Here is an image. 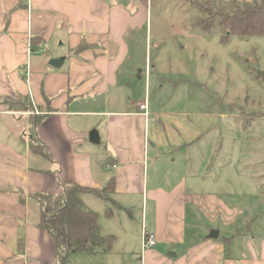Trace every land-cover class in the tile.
I'll use <instances>...</instances> for the list:
<instances>
[{"label":"crops","instance_id":"1","mask_svg":"<svg viewBox=\"0 0 264 264\" xmlns=\"http://www.w3.org/2000/svg\"><path fill=\"white\" fill-rule=\"evenodd\" d=\"M143 18L114 0H0V264H57L34 195L58 194L69 183L103 189L111 179L108 200L80 195L97 212L100 235L115 236L111 248L93 243L66 264L73 255L84 264H264L261 183L245 187L227 157L213 171L204 126L173 122L168 132V112L149 102L146 117L140 108ZM58 58L57 68L50 61ZM19 97L34 110L10 112L3 100ZM34 115L42 117L39 152ZM144 229L156 244L142 251Z\"/></svg>","mask_w":264,"mask_h":264},{"label":"rangeland","instance_id":"2","mask_svg":"<svg viewBox=\"0 0 264 264\" xmlns=\"http://www.w3.org/2000/svg\"><path fill=\"white\" fill-rule=\"evenodd\" d=\"M114 1L143 12L136 42L143 81H135L137 95L143 92L144 99L147 90L151 106L168 112L162 116L168 132L173 131V122L204 126L205 138L211 141L213 171L227 157L233 161L229 167L241 169L245 187L252 189L253 183L260 182L264 189V77L260 75L264 36L232 35L223 42L218 34L192 31L193 9L183 0ZM5 104L14 114L30 112ZM19 128L23 133L24 126ZM251 177L253 182L248 183ZM232 197L236 201L237 195ZM246 203H242L244 210L249 208ZM74 258V264H84L81 255Z\"/></svg>","mask_w":264,"mask_h":264},{"label":"trees","instance_id":"3","mask_svg":"<svg viewBox=\"0 0 264 264\" xmlns=\"http://www.w3.org/2000/svg\"><path fill=\"white\" fill-rule=\"evenodd\" d=\"M190 4L193 14L190 19L192 31L205 34H218L223 42H228L232 35L241 37L264 36V0H183ZM37 42L31 39V49ZM0 100H2L0 98ZM9 108L34 110L29 98H7L3 100ZM42 117L31 118V135L35 143L33 150L39 152L42 145L37 142L36 127ZM47 156V152H41ZM114 179L103 189L89 188L77 183L63 186L58 194H36L39 201L40 225L53 236L57 244V264H66L73 252L93 251V243L109 250L114 242V235L102 236L99 232L97 212L87 209L80 201V195L91 193L108 200L113 191ZM264 192V189H263ZM21 202L24 195L20 194ZM264 221V210L259 215ZM264 228V227H263ZM22 246V243H21Z\"/></svg>","mask_w":264,"mask_h":264},{"label":"built area","instance_id":"4","mask_svg":"<svg viewBox=\"0 0 264 264\" xmlns=\"http://www.w3.org/2000/svg\"><path fill=\"white\" fill-rule=\"evenodd\" d=\"M149 73L146 76V81L148 83ZM148 94V93H147ZM146 94L144 102L140 105V108L143 110V113L146 117L150 115L149 113V98ZM156 244V238L154 233H149L144 229L143 238L141 242L142 251H145L147 248L152 247Z\"/></svg>","mask_w":264,"mask_h":264},{"label":"water","instance_id":"5","mask_svg":"<svg viewBox=\"0 0 264 264\" xmlns=\"http://www.w3.org/2000/svg\"><path fill=\"white\" fill-rule=\"evenodd\" d=\"M63 58H58V59H52L50 61V64L53 65L54 67H60L63 63ZM260 75L264 77V72H260ZM90 141L93 143H98L99 142V136L97 131L93 130L90 133ZM218 236V231L217 230H213L210 234V237H217Z\"/></svg>","mask_w":264,"mask_h":264}]
</instances>
